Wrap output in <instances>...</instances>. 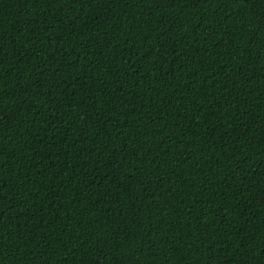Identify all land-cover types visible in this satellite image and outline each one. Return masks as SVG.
Wrapping results in <instances>:
<instances>
[{"label": "trees", "instance_id": "1", "mask_svg": "<svg viewBox=\"0 0 264 264\" xmlns=\"http://www.w3.org/2000/svg\"><path fill=\"white\" fill-rule=\"evenodd\" d=\"M0 264H264V0H0Z\"/></svg>", "mask_w": 264, "mask_h": 264}]
</instances>
